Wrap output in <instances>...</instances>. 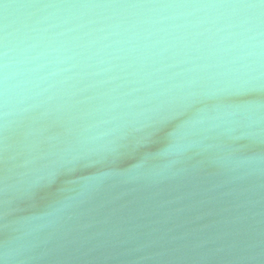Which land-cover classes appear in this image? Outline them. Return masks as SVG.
Returning a JSON list of instances; mask_svg holds the SVG:
<instances>
[{"label": "water", "instance_id": "obj_1", "mask_svg": "<svg viewBox=\"0 0 264 264\" xmlns=\"http://www.w3.org/2000/svg\"><path fill=\"white\" fill-rule=\"evenodd\" d=\"M0 264H264V0H0Z\"/></svg>", "mask_w": 264, "mask_h": 264}]
</instances>
